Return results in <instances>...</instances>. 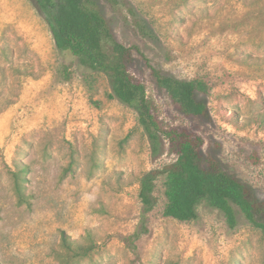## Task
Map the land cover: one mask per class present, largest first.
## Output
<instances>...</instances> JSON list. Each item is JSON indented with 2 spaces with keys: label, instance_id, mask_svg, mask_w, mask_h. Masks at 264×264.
I'll use <instances>...</instances> for the list:
<instances>
[{
  "label": "rangeland",
  "instance_id": "rangeland-1",
  "mask_svg": "<svg viewBox=\"0 0 264 264\" xmlns=\"http://www.w3.org/2000/svg\"><path fill=\"white\" fill-rule=\"evenodd\" d=\"M97 3L115 37L151 65L208 83L198 95L208 114L186 115L134 50L130 70L159 120L202 136L204 164L239 179L264 221V0ZM112 94L104 74L59 51L35 0H0L1 263L62 264L66 234L91 248L70 264H264V232L238 207L234 228L208 204L196 220L165 216L163 174L142 224L141 176L177 155L167 145L154 156L137 111Z\"/></svg>",
  "mask_w": 264,
  "mask_h": 264
},
{
  "label": "trees",
  "instance_id": "trees-1",
  "mask_svg": "<svg viewBox=\"0 0 264 264\" xmlns=\"http://www.w3.org/2000/svg\"><path fill=\"white\" fill-rule=\"evenodd\" d=\"M35 1L59 51L70 52L91 72L104 74L109 80L112 95L137 111L139 123L150 139L153 155L162 154L167 145L177 155L176 161L170 166L163 170L147 171L141 176L139 197L143 203L142 224L147 213L157 203L156 181L163 174L167 199L165 216L180 221L196 220L199 206L208 204L221 210L234 228L238 223V207L250 222L264 232V221L257 218V214L263 211L262 203L219 162L211 159L208 164H204L202 136L186 128L166 127L156 116L145 84L130 70L134 62V50L147 62L157 85L168 92L186 115L200 117L208 114L207 103L198 98L200 93H208V83L200 78L181 79L151 65L149 59L135 46H127L115 37L97 0ZM64 74L65 79H70L67 68ZM19 196L21 201L26 199L22 189H19ZM141 233L142 230H137L129 236L134 249ZM62 245L67 251L59 252V258L64 261L62 264H70L77 257L91 253L90 247L76 244L66 234L63 235Z\"/></svg>",
  "mask_w": 264,
  "mask_h": 264
}]
</instances>
